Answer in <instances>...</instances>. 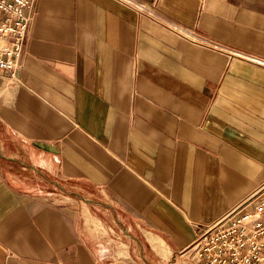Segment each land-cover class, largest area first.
<instances>
[{"label":"crops","instance_id":"obj_1","mask_svg":"<svg viewBox=\"0 0 264 264\" xmlns=\"http://www.w3.org/2000/svg\"><path fill=\"white\" fill-rule=\"evenodd\" d=\"M22 64L0 264H194L264 181V0H34Z\"/></svg>","mask_w":264,"mask_h":264},{"label":"built area","instance_id":"obj_2","mask_svg":"<svg viewBox=\"0 0 264 264\" xmlns=\"http://www.w3.org/2000/svg\"><path fill=\"white\" fill-rule=\"evenodd\" d=\"M34 0H0V70L18 81ZM251 204V208H246ZM183 252L194 264H264V181L245 201L204 226Z\"/></svg>","mask_w":264,"mask_h":264},{"label":"rangeland","instance_id":"obj_3","mask_svg":"<svg viewBox=\"0 0 264 264\" xmlns=\"http://www.w3.org/2000/svg\"><path fill=\"white\" fill-rule=\"evenodd\" d=\"M179 264H182L181 262H179Z\"/></svg>","mask_w":264,"mask_h":264}]
</instances>
